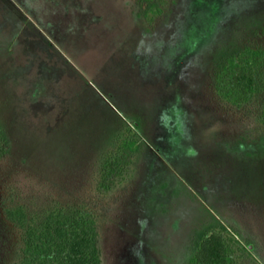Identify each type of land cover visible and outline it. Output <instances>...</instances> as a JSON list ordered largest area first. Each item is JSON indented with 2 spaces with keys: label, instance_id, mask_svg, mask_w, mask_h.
<instances>
[{
  "label": "rangeland",
  "instance_id": "obj_1",
  "mask_svg": "<svg viewBox=\"0 0 264 264\" xmlns=\"http://www.w3.org/2000/svg\"><path fill=\"white\" fill-rule=\"evenodd\" d=\"M249 48L264 0H0V264H26L6 209L55 204L100 264H190L210 231L264 264V120L216 91Z\"/></svg>",
  "mask_w": 264,
  "mask_h": 264
},
{
  "label": "trees",
  "instance_id": "obj_2",
  "mask_svg": "<svg viewBox=\"0 0 264 264\" xmlns=\"http://www.w3.org/2000/svg\"><path fill=\"white\" fill-rule=\"evenodd\" d=\"M220 97L236 105L254 101L264 120V49H246L231 58L216 83ZM5 147H0V156ZM107 161L104 171L118 169V159ZM6 217L21 231L22 259L26 264H100L95 215L87 208L57 205L27 210L6 209ZM232 239L223 231L201 237L190 264H235Z\"/></svg>",
  "mask_w": 264,
  "mask_h": 264
}]
</instances>
